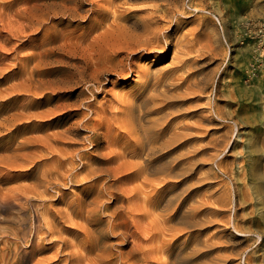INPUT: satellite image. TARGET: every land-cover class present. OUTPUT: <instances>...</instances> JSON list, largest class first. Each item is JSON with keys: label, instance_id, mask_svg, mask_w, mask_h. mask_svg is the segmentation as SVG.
<instances>
[{"label": "rangeland", "instance_id": "1", "mask_svg": "<svg viewBox=\"0 0 264 264\" xmlns=\"http://www.w3.org/2000/svg\"><path fill=\"white\" fill-rule=\"evenodd\" d=\"M191 1L177 5L185 14L165 52L131 62L156 76L152 84H165L162 96L145 95L139 107L143 80L135 76L105 74L103 92L86 100L74 50L63 45L106 16L74 19L61 0H0V264H245L247 256L264 264V0H205L206 12ZM82 103L108 109L95 135L83 128L92 113ZM130 103L138 108L132 114ZM183 123L193 129L169 141ZM222 136L231 145L215 141ZM140 141L161 164L178 163V175L132 177L124 162L147 163L133 152ZM176 196L183 200L169 220L162 200ZM191 206L208 217L196 219ZM170 228L184 234L176 240Z\"/></svg>", "mask_w": 264, "mask_h": 264}, {"label": "bare ground", "instance_id": "2", "mask_svg": "<svg viewBox=\"0 0 264 264\" xmlns=\"http://www.w3.org/2000/svg\"><path fill=\"white\" fill-rule=\"evenodd\" d=\"M104 1L106 3L105 7L99 6L98 2ZM147 2L150 0H61L64 4H69L71 7L69 8L71 11V16L75 18H89L90 14H96V16H106L102 22V24L95 28L94 30L88 31L86 36L78 37L77 39H73V37H70L72 34H68L66 37H63V45L70 47V49H73V51L70 52V55L74 54L73 64L72 67L74 69H78L80 74L82 75V81L81 83L87 84L86 90L88 92V97L86 100L93 101L95 96L97 94H100L103 92V81H106L105 74L115 75L120 78V80H127L128 78H132V76L137 77L136 79H139V81L143 80L141 83L142 91L138 95V100H140L139 107L142 106V103L145 101L146 96L145 95H153L156 97L162 96L160 92V88H163L165 84L157 85L158 81H155L153 84L152 79L155 75H153L149 71H140L132 67V61L135 58L137 54H140L141 56H144L145 54H152L154 52H165L166 47L164 46V40L167 44L171 40H168L166 37L169 34V30L172 29L173 24H177L178 16L184 15V12H180L177 7L178 4H180L181 0H151L152 2L155 1V3L150 4L147 6L144 5L143 2ZM197 0H193L191 2H195ZM205 0H200L199 3H193L194 11H204L206 12V5L204 3ZM86 4L90 5V8L83 11V14H77V9L84 7ZM192 4V3H191ZM187 5V4H186ZM209 5V4H208ZM207 5V6H208ZM36 6V5H35ZM64 6V5H63ZM179 6V5H178ZM193 6V5H192ZM187 7V6H186ZM60 8V7H59ZM122 8V9H120ZM23 9V8H22ZM66 9V8H65ZM184 9V8H183ZM182 9V10H183ZM191 10V9H190ZM120 12V13H119ZM61 13V12H60ZM63 13V12H62ZM143 14V15H142ZM207 14V13H206ZM63 15V14H62ZM202 15V14H201ZM212 15V14H211ZM209 15V16H211ZM68 16V15H66ZM66 16H63L64 18ZM70 16V17H71ZM197 16V15H196ZM216 16V15H215ZM52 17V16H51ZM213 17V16H212ZM73 20V19H72ZM84 20V19H83ZM182 20V19H181ZM220 20V19H219ZM179 21V20H178ZM202 24L206 27L208 25V19L201 20ZM41 23V22H40ZM62 23V22H61ZM166 24V27L164 26ZM200 24V23H199ZM201 25V24H200ZM199 25V26H200ZM220 25V24H219ZM168 26V27H167ZM198 26V27H199ZM208 29V27H207ZM200 30V29H199ZM198 30V31H199ZM222 31V30H221ZM172 33V32H171ZM221 33V32H220ZM200 34V33H199ZM219 34V33H218ZM65 35V34H64ZM195 35V34H194ZM208 35V33H207ZM222 35V34H221ZM173 36V35H172ZM173 39V38H172ZM180 39V38H179ZM185 39V38H183ZM193 39V38H192ZM195 39V38H194ZM197 39V38H196ZM182 40V39H181ZM223 40V39H222ZM197 41V40H196ZM176 42V41H175ZM180 42V41H179ZM62 43V42H61ZM181 43V42H180ZM190 43V42H189ZM187 43V44H189ZM172 45V44H171ZM186 45V44H185ZM56 46V45H55ZM175 46V45H174ZM188 46V45H187ZM186 46V50H187ZM198 46V45H197ZM212 46V43H211ZM184 47V45H183ZM189 47V46H188ZM195 47V46H194ZM209 47H210V41H209ZM180 48V47H179ZM192 48V47H191ZM185 49V47H184ZM181 50V48H180ZM195 50V49H194ZM52 51V50H51ZM176 51L178 49L176 48ZM174 52L176 55L177 52ZM183 51V50H182ZM179 52V51H178ZM181 52V51H180ZM184 53V52H183ZM200 53V52H199ZM181 54V53H180ZM174 55V56H175ZM178 56V55H177ZM181 57V55H179ZM71 57V56H70ZM188 61V60H187ZM127 62V63H125ZM184 63V61H183ZM128 65L129 67L126 69L124 68L125 65ZM182 65V64H181ZM185 66V65H184ZM66 67V66H65ZM182 67V66H181ZM180 67V68H181ZM138 68V67H137ZM162 76V75H161ZM156 77V76H155ZM159 77V75H158ZM157 77V78H158ZM165 77V76H164ZM167 83L169 82L171 85H173L175 82L172 78L171 74L167 77ZM160 79V78H159ZM169 79H172L168 81ZM63 81V80H62ZM78 81V80H77ZM68 82V81H67ZM160 82V81H159ZM161 82H166V80L162 79ZM173 82V83H172ZM177 83V82H176ZM73 85V84H72ZM177 86V85H176ZM171 87V86H170ZM173 88V87H172ZM172 90V89H171ZM165 91V90H164ZM170 91V89H169ZM168 91V92H169ZM137 94V93H136ZM135 94V95H136ZM123 96V95H122ZM164 96V95H163ZM127 98V96L125 97ZM124 98V100H125ZM136 98V97H135ZM121 99V98H120ZM123 99V98H122ZM136 100V99H135ZM152 100V99H151ZM127 101V100H126ZM95 102V101H94ZM113 102V101H112ZM118 102V101H117ZM122 102V101H121ZM90 103V102H89ZM114 103V102H113ZM120 103V102H119ZM123 103V102H122ZM131 104V103H130ZM130 104L124 105L126 107V111L133 112L136 110V105ZM118 105V104H117ZM145 105V103H144ZM97 106V105H96ZM100 106V105H99ZM121 106V104L119 105ZM81 107L83 109H88L92 114L86 115L87 119L84 121L83 128L90 129L92 132V135L96 134V131L101 129L105 125V115L107 107H91V104L82 103ZM114 108V107H113ZM122 108V107H121ZM80 109V108H79ZM138 109V108H137ZM116 110V108H115ZM118 111V110H117ZM120 112V111H119ZM240 112L241 107L239 105V109L237 112V118L240 119ZM126 113V112H125ZM144 113V112H143ZM119 113H116L115 116H118ZM132 114V113H131ZM142 114V113H141ZM147 116V115H146ZM85 117V118H86ZM123 117V116H122ZM128 117V116H127ZM118 118V117H117ZM206 121H210V117L203 118ZM114 120V119H113ZM147 120V119H146ZM123 121V120H121ZM134 121H132V124ZM147 122V121H146ZM81 125V123H80ZM109 125V124H108ZM122 125V124H121ZM78 127V126H77ZM117 128V127H116ZM136 130L137 128L134 127ZM163 128V127H162ZM82 129V128H81ZM190 129H193L188 124L183 123V125L176 126L171 130V136L169 137V141H175L178 142L177 137H185L188 134L183 133ZM84 130V129H83ZM124 130V129H123ZM144 130V128H143ZM142 130V131H143ZM89 131V130H88ZM145 131V130H144ZM90 132V131H89ZM119 132V131H118ZM124 132V131H123ZM155 132V130H154ZM158 133V132H157ZM182 133V134H181ZM237 133V132H236ZM156 134V133H154ZM169 134V135H170ZM184 134V135H183ZM158 136V134H156ZM235 135V134H233ZM89 136V135H88ZM152 136V135H151ZM227 136V135H226ZM87 137V136H86ZM150 137V136H149ZM164 137V136H163ZM89 138V137H88ZM158 138V137H157ZM84 139V138H83ZM159 139V138H158ZM166 139V138H165ZM90 140V139H89ZM93 140V139H92ZM167 140V139H166ZM149 141V140H148ZM163 141V140H162ZM161 141V142H162ZM168 141V140H167ZM216 142H223V143H229L228 145H231L230 142H233L232 139H228L225 136H222L220 139H216ZM93 142V141H92ZM141 142V141H140ZM158 142V140H157ZM156 142V144H157ZM139 143V141H138ZM150 143V142H149ZM154 144V143H153ZM159 144V143H158ZM152 145V144H151ZM160 145V144H159ZM91 148V147H90ZM152 148H149L145 143H140V145L135 144V149L133 150L134 153H137L139 150L143 153L140 154L141 156L144 155L146 158L147 163L141 164L138 163L136 165L130 166L129 162H124V166L128 173L132 175V177L135 178H145V176L149 175H156V174H165L166 177H176L177 175L174 173L176 167L178 166V163L171 164H161L159 162V158L161 155H156V152L151 150ZM130 153V152H129ZM118 157V156H117ZM123 159V158H120ZM163 160V159H162ZM178 162V161H177ZM123 164V163H122ZM135 168V170H132ZM118 169H120L118 167ZM179 169V168H178ZM221 171V170H220ZM223 173V172H222ZM221 173V175H222ZM232 174V173H231ZM235 177V176H234ZM161 182H164V179H158ZM168 180V179H167ZM146 183V182H145ZM166 183V182H165ZM169 183V182H168ZM168 183L165 184L168 185ZM164 185V183H163ZM162 185V186H163ZM174 185V184H173ZM161 186V185H160ZM151 187V186H150ZM232 187V186H231ZM152 188V187H151ZM158 189V187H157ZM150 190V189H149ZM154 191V189H153ZM29 192V191H28ZM131 192V191H130ZM149 193V191H148ZM154 193V192H153ZM22 194V193H21ZM24 194V192H23ZM19 195V194H18ZM25 195V194H24ZM132 195V194H131ZM233 195V194H232ZM15 197V196H14ZM23 197V196H22ZM29 198V197H28ZM115 198V197H114ZM160 198V197H159ZM234 196L232 197L233 200ZM16 199V198H15ZM144 199H148L147 197ZM179 199V197H178ZM14 200V199H13ZM34 200V199H32ZM112 200V199H110ZM177 200V196L175 197L174 201ZM183 200V199H182ZM180 200V201H182ZM221 200V199H220ZM29 200H25L24 203L20 204L19 206L21 209H26L28 205ZM132 201V200H131ZM180 201H175L176 204L173 205V199H165L163 198L162 203L164 207L171 208V214L169 215V220L177 219L178 211L180 210ZM4 202V201H3ZM233 202V201H232ZM10 203V202H9ZM209 201L203 200V204H208ZM235 203V202H234ZM30 204V203H29ZM33 204V203H31ZM103 204V203H102ZM105 204V203H104ZM192 204V203H191ZM101 205V204H100ZM31 206V205H30ZM34 206V205H33ZM136 206V205H135ZM173 206V207H172ZM216 206V205H215ZM18 207V206H17ZM104 207V206H103ZM132 205H129L127 207L128 213L130 214ZM160 207V206H159ZM232 207V206H229ZM4 208V207H2ZM156 208V207H155ZM191 209L194 212V217L197 219V217L204 216L207 218L203 212L205 210V207L199 209L198 206H191ZM229 209V208H228ZM211 210V209H210ZM217 209L213 210L215 213ZM163 211V210H162ZM222 211V210H221ZM220 211V212H221ZM225 211V210H224ZM25 212V211H24ZM27 212V211H26ZM39 212V211H38ZM154 212V211H153ZM186 212V211H184ZM211 212V211H210ZM219 212V211H218ZM233 212V211H232ZM34 213V212H33ZM209 213V212H208ZM235 213V212H234ZM30 214V213H29ZM137 214V213H136ZM261 214V213H260ZM264 214V213H263ZM33 215V214H31ZM37 215V214H36ZM39 215V213H38ZM139 215V214H138ZM182 215V214H181ZM116 216V215H115ZM132 216V215H131ZM134 216V215H133ZM155 216V215H154ZM153 216V218H154ZM212 216V215H211ZM219 216V214H218ZM264 216V215H263ZM25 217V216H24ZM215 217V216H214ZM232 217V216H231ZM129 218V217H128ZM159 218V217H157ZM156 218V219H157ZM192 218V217H191ZM235 218V217H234ZM132 219V218H129ZM167 219V220H168ZM232 219V218H231ZM24 220V219H22ZM28 220L31 221V218ZM159 220V219H157ZM168 220V221H169ZM161 221V219H160ZM25 222V221H24ZM233 222V221H232ZM47 223V222H46ZM162 223V222H161ZM237 223V222H236ZM137 224V223H136ZM135 224V226H136ZM154 224V223H153ZM216 224V223H215ZM33 225V224H32ZM166 225V224H165ZM130 226V225H129ZM133 226V224H132ZM152 227V226H151ZM236 231L241 232L240 227L236 224ZM31 228V227H29ZM33 228V227H32ZM148 228V227H147ZM135 229V228H134ZM139 229V228H138ZM37 230V229H34ZM127 230V229H126ZM143 230V229H142ZM145 230V229H144ZM164 230V229H163ZM193 230V229H192ZM191 231V230H190ZM146 232V231H145ZM173 237L177 240L180 235V230L176 228H170L169 231ZM185 232V231H184ZM134 233V232H133ZM165 233V232H164ZM167 233V232H166ZM183 233V232H181ZM190 233V232H189ZM26 234V233H25ZM147 234V233H144ZM184 234V233H183ZM182 234V235H183ZM218 234V233H216ZM215 234V235H216ZM138 235V233H137ZM212 236V235H211ZM150 237V235H149ZM148 237V238H149ZM165 238V237H163ZM162 238V239H163ZM138 239V237H137ZM153 239V238H152ZM259 239V238H258ZM154 240V239H153ZM166 240V239H165ZM204 240V239H203ZM261 240V239H260ZM259 240V241H260ZM205 241V240H204ZM209 241V240H208ZM257 241V240H256ZM154 242V241H153ZM152 242V243H153ZM198 242V241H197ZM255 242V241H254ZM141 243V242H140ZM151 243V244H152ZM159 243V242H157ZM162 243V242H161ZM159 243V244H161ZM184 244V241L182 242ZM257 243V242H256ZM136 244V243H135ZM138 244V243H137ZM158 244V247L160 246ZM207 244V243H205ZM209 244V243H208ZM139 245V244H138ZM150 245V244H147ZM256 245V244H255ZM140 246V245H139ZM146 246V245H145ZM154 246V244H153ZM162 246V245H161ZM195 247V246H194ZM150 248V247H149ZM156 248V247H155ZM182 248V247H181ZM152 249V248H151ZM154 249V247H153ZM148 250V248H147ZM170 249H166L165 251L169 253ZM176 250V249H175ZM252 251V250H251ZM150 252V249H149ZM159 252V251H158ZM163 253V252H162ZM248 253V252H247ZM244 254V253H243ZM58 255V254H57ZM190 255V254H189ZM199 255V254H198ZM59 256V255H58ZM143 256V255H142ZM196 257V256H195ZM240 258V257H239ZM244 258V256H243ZM112 259V258H111ZM163 259V258H162ZM252 256H247L244 259L245 264H251L253 261ZM165 260V259H164ZM163 260V261H164ZM176 260V259H175ZM242 261V260H241ZM104 262V261H102ZM175 262V261H174ZM96 264V263H95ZM100 264V262H99ZM104 264H111V261L109 260L107 263ZM162 264H171L170 262H164ZM185 264V263H184Z\"/></svg>", "mask_w": 264, "mask_h": 264}]
</instances>
